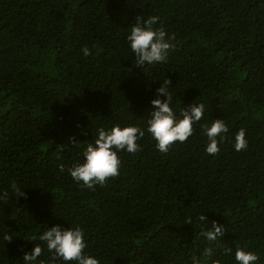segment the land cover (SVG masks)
Listing matches in <instances>:
<instances>
[{"label": "trees", "instance_id": "1", "mask_svg": "<svg viewBox=\"0 0 264 264\" xmlns=\"http://www.w3.org/2000/svg\"><path fill=\"white\" fill-rule=\"evenodd\" d=\"M137 16L158 17L154 27L174 37L166 62L135 65L127 36ZM165 78L177 115L191 102L205 112L185 143L161 153L146 128ZM216 118L229 131L210 155L200 125ZM116 124L145 129L142 150L118 152L120 175L105 186L82 187L68 168L83 161L97 129ZM241 128L248 147L237 152ZM5 191L0 264H24L37 244L48 261L39 236L54 225L80 226L84 252L99 264H238L237 246L264 264V0H0ZM213 221L224 235L210 242L200 233Z\"/></svg>", "mask_w": 264, "mask_h": 264}, {"label": "clouds", "instance_id": "2", "mask_svg": "<svg viewBox=\"0 0 264 264\" xmlns=\"http://www.w3.org/2000/svg\"><path fill=\"white\" fill-rule=\"evenodd\" d=\"M159 18L149 16L141 20L136 17V22L131 26L127 36L129 47L135 56V65L144 66L146 64H156L166 62L171 49L175 47L172 43L174 37L169 36L163 27H154ZM85 56L90 54L87 46L82 49ZM171 81L165 78L159 88L156 89V98L151 100L152 111L147 120L146 131L156 142L155 146L161 153H167L173 144L185 143L194 133L193 125L203 119L205 112L204 103H193L187 107H180L179 115L174 111L172 105L173 95L169 91ZM164 97L161 99L160 97ZM201 130L206 135L208 144L206 152L210 155L219 153V142L225 138L229 129L225 121L221 118L213 119L211 124H201ZM145 135V129L139 126H124L116 124L110 130L103 127L97 129V137L93 142L87 143L82 152L83 161L74 163L68 168V173L72 179L95 191V185L105 186L110 178L120 175L121 160L118 152L126 151L130 154L138 153L142 150L138 143ZM219 138V139H218ZM234 149L239 152L248 147L246 130L241 128L234 137ZM69 142L79 147L78 141L69 138ZM59 158V157H58ZM59 171H65V165H58ZM17 197L26 198V194L18 187L15 181L10 184ZM8 193L5 191L0 198L7 199ZM199 221L208 222L206 216L201 214L197 217ZM191 224V220L188 221ZM211 230L202 231L200 235L208 241H218V237L224 235V226L217 222L211 223ZM3 241L11 242L12 236L5 233ZM39 240L46 243L47 250L52 255L48 261L39 260L43 249L37 244L31 252H26L23 256L24 264H56L57 260H63L65 264H99L96 258L87 255L84 249L87 247L85 233L80 226L64 228L54 225L44 231ZM233 249L225 247L224 255H232ZM204 257L211 258L213 249L205 248ZM238 264H256L258 255L255 252L247 251L245 247L237 246L234 253ZM193 264H201L200 260L193 257ZM212 264H220L213 261Z\"/></svg>", "mask_w": 264, "mask_h": 264}]
</instances>
